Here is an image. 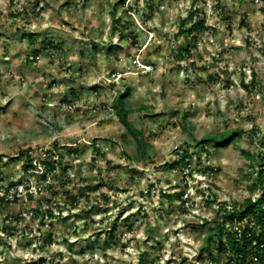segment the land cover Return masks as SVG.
Instances as JSON below:
<instances>
[{
	"label": "rangeland",
	"instance_id": "374dc122",
	"mask_svg": "<svg viewBox=\"0 0 264 264\" xmlns=\"http://www.w3.org/2000/svg\"><path fill=\"white\" fill-rule=\"evenodd\" d=\"M190 10L184 28L204 29L185 51ZM127 88L144 163L112 105ZM225 130L241 137L196 142ZM263 137L264 0H0V197L20 182L0 201V264H227L201 246L220 205L260 194ZM26 149L62 153L55 172L24 173Z\"/></svg>",
	"mask_w": 264,
	"mask_h": 264
},
{
	"label": "trees",
	"instance_id": "16d2710c",
	"mask_svg": "<svg viewBox=\"0 0 264 264\" xmlns=\"http://www.w3.org/2000/svg\"><path fill=\"white\" fill-rule=\"evenodd\" d=\"M121 3L122 0H119ZM197 10H190L188 12V15L186 18H184L181 21V24L178 29V35L181 33H185V41L189 44L184 49L185 51H189V45H190V39H195L196 36H192V33L194 31H202L204 29V19L202 18H196L193 24L191 25V28L186 30L184 28V23L187 21V19H191L194 17ZM112 17H115V10H111ZM117 28H119V34L123 36L127 29L129 28V25L127 22H123L120 24ZM116 29V27L114 28ZM192 36V38H191ZM187 38V39H186ZM46 46V45H44ZM48 46L54 47L52 43H48ZM96 49V48H95ZM37 53V52H35ZM31 59H34L33 57ZM243 82V81H242ZM256 81L254 78L251 79L249 82V85H255ZM245 87H248V84H243ZM130 95V90L127 88L125 90H120L116 93V95L113 98V107L115 113L120 118L121 123L125 126L126 131L128 135H131L134 139L136 148H137V155L135 159L137 161L143 162L144 159L147 156V148L149 146V142L147 141L144 132L136 128L133 123L129 120V113L131 112L130 108H128L125 104V98ZM241 137V130H225L222 132H219L218 134L208 135L204 137L201 140H196L197 143L204 142L208 143L210 142L215 147H224L227 144H229L234 139H239ZM262 144L264 146V137L262 138ZM64 147V146H63ZM69 147V146H66ZM29 149L21 150L19 151L18 156H23L25 158V165L23 166L24 173H28L30 170L33 171H39L43 170L40 173V177L42 179H46L48 173H54L56 164L55 160L52 158L55 157V153H57L58 157L62 156V153L60 152H51V150L48 151L49 158L40 160L39 164H34V158L32 154H27ZM244 155H246L250 159H255L258 157L254 153L243 151ZM191 157V154L188 152H184L181 156V158L178 160V162L183 163L184 166H186V161ZM263 161L261 163V169L253 171L257 174V181L253 183L250 190L255 191V189L260 190V194L256 198H252L251 196L247 197L244 201V203L234 206L231 208L230 206H227V204L220 205L215 214V220L214 226L209 227L208 233L206 234L205 241L201 246V253L203 252H210L212 251V248H216L219 255L223 254L226 258L227 264H264V250L260 248L259 243L263 240L261 238H264V156L261 158ZM162 165H165V167H170L169 162H164ZM42 166V168H41ZM37 167V168H36ZM39 167V168H38ZM59 167H62V169H66V166L62 163L59 164ZM252 173V172H251ZM250 173V175H251ZM250 177V176H249ZM1 178V171H0V183L2 182ZM20 183V182H19ZM14 181H9L5 187V194L0 197V201L4 203L9 202H17L19 197L17 194L10 200L8 198L9 192L11 189H18V184ZM56 193V192H54ZM57 194V193H56ZM55 194V195H56ZM182 195V193H180ZM180 195L178 197H180ZM30 197L31 194H29ZM168 198H171V195H167ZM69 201L72 204H76V200L74 197L70 198ZM207 203H213L214 198L209 197L206 198ZM36 209L35 211H37ZM47 216L51 215L52 211L46 210ZM18 216L15 217V219ZM19 217H22V214H19ZM222 217V219H220ZM246 220V222H244ZM255 223V226H259V229H253V227L250 225L251 220ZM124 222H127V219L123 220ZM206 221V220H205ZM208 223V221H206ZM229 223V228L226 227ZM232 225V226H231ZM1 231L7 232L9 229V226H3L0 227ZM115 226L109 230V235L112 237L115 236ZM51 237V234L48 235V238ZM253 240H256L258 243L257 245H253ZM216 241V242H215ZM264 241V240H263ZM92 248V247H90ZM202 255V254H201ZM145 256V255H144ZM143 257V256H142ZM139 259V264H145L144 258ZM249 257V258H248ZM211 261H217L218 257H214L212 255L209 256ZM44 259H40L39 261H43Z\"/></svg>",
	"mask_w": 264,
	"mask_h": 264
},
{
	"label": "built area",
	"instance_id": "2783aa9c",
	"mask_svg": "<svg viewBox=\"0 0 264 264\" xmlns=\"http://www.w3.org/2000/svg\"><path fill=\"white\" fill-rule=\"evenodd\" d=\"M142 64H143V63H142ZM141 66L143 67V65H141ZM17 195L20 196L19 193H17ZM24 215H26V213H25V212H22V216H24ZM250 220H251L250 225L253 227V229L258 230V229H259V226H255V223L252 222L253 220H252V219H250ZM245 222H246V221H245ZM261 239L264 240V238H261ZM263 240L259 243V246H260L261 249L264 250V241H263ZM257 243H258V242H257L256 240H253V242H252L253 245H257Z\"/></svg>",
	"mask_w": 264,
	"mask_h": 264
}]
</instances>
